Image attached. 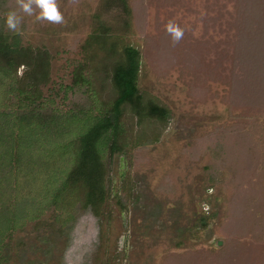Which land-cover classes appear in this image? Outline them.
Returning a JSON list of instances; mask_svg holds the SVG:
<instances>
[{"label": "rangeland", "instance_id": "rangeland-1", "mask_svg": "<svg viewBox=\"0 0 264 264\" xmlns=\"http://www.w3.org/2000/svg\"><path fill=\"white\" fill-rule=\"evenodd\" d=\"M57 3L62 24L38 21L8 0V10L23 17L24 44L48 53L45 96L71 106L65 87L97 49L94 40L86 50V41L106 26L104 46L143 53L139 88L169 114L139 120L126 107L128 138L148 142L107 157L110 196L102 215L76 207L51 245L29 222L13 237V249L27 251H17L12 264H98L102 220L109 264H264L263 246L241 244L258 236L244 222L264 215V0ZM169 20L184 29L177 42L166 31ZM105 58L98 50L95 62L115 55ZM26 70L20 66L19 76ZM100 87L105 99L113 96L105 76Z\"/></svg>", "mask_w": 264, "mask_h": 264}, {"label": "trees", "instance_id": "trees-1", "mask_svg": "<svg viewBox=\"0 0 264 264\" xmlns=\"http://www.w3.org/2000/svg\"><path fill=\"white\" fill-rule=\"evenodd\" d=\"M8 8V0H0V12ZM102 32L86 41V50L97 49L74 69L73 82L65 87L66 93L71 92L67 96L71 106L64 108L40 87L49 79L48 53L24 44L20 32L7 30L0 14V264H12L17 251L22 257L26 253L27 249L15 250L12 244L15 233L29 222L43 231L41 238L51 245L56 231H63L75 219L76 207L102 215L110 196L107 157L125 153L131 144L148 142L128 138L126 107L139 120H163L169 114L153 99L146 100L139 88L140 49L119 48L117 42L104 46L106 38L100 34L107 33L108 27L102 26ZM98 50L107 59L115 55V60L95 62ZM20 66H27L21 76ZM104 76L114 89L108 99L100 87ZM48 211L52 219L46 221L43 217ZM100 225L94 261L109 264L104 220ZM243 225L258 236L241 238V244L264 247V240L260 242L264 215ZM29 263L32 260L22 264Z\"/></svg>", "mask_w": 264, "mask_h": 264}, {"label": "clouds", "instance_id": "clouds-1", "mask_svg": "<svg viewBox=\"0 0 264 264\" xmlns=\"http://www.w3.org/2000/svg\"><path fill=\"white\" fill-rule=\"evenodd\" d=\"M20 10L32 16L38 21H48L53 24H62L64 16L59 9L57 0H17ZM4 24L13 33L20 30L23 17L15 10L10 9L4 13ZM166 31L170 34L173 42L179 41L184 34V29L176 22L169 20L166 25Z\"/></svg>", "mask_w": 264, "mask_h": 264}, {"label": "water", "instance_id": "water-1", "mask_svg": "<svg viewBox=\"0 0 264 264\" xmlns=\"http://www.w3.org/2000/svg\"><path fill=\"white\" fill-rule=\"evenodd\" d=\"M220 244H221V242H220Z\"/></svg>", "mask_w": 264, "mask_h": 264}]
</instances>
